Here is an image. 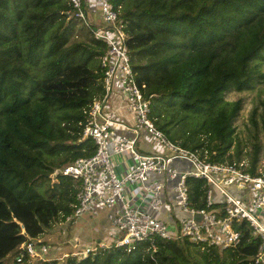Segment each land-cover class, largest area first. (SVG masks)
Returning a JSON list of instances; mask_svg holds the SVG:
<instances>
[{
	"label": "trees",
	"instance_id": "1",
	"mask_svg": "<svg viewBox=\"0 0 264 264\" xmlns=\"http://www.w3.org/2000/svg\"><path fill=\"white\" fill-rule=\"evenodd\" d=\"M125 26L126 46L150 118L172 143L208 162L240 160L234 122L242 100L264 76V0H110ZM66 0H0V264H31L20 246L72 215L80 182L65 167L94 155L82 133L94 101L103 98L104 42L69 18ZM260 110V112H258ZM264 99L250 112L257 130ZM192 126L173 133L177 126ZM248 153L259 160L256 139ZM233 153L231 154V150ZM236 159V160H234ZM189 205L204 207V181L188 178ZM258 242L244 234L235 248L197 247L152 237L130 253L98 248L33 264H253Z\"/></svg>",
	"mask_w": 264,
	"mask_h": 264
},
{
	"label": "built area",
	"instance_id": "2",
	"mask_svg": "<svg viewBox=\"0 0 264 264\" xmlns=\"http://www.w3.org/2000/svg\"><path fill=\"white\" fill-rule=\"evenodd\" d=\"M73 18L83 27L92 29L95 40L104 42L106 51L100 59L103 73V98L93 102L88 122L82 133L96 146L93 156L76 160L65 167L63 175L80 182L72 215L63 222L67 225L83 213L97 216L108 212L110 239L115 248L127 253L138 242L152 237L165 241L186 239L197 247L214 246L220 250L235 248L244 234L258 242L253 264H264V161L258 160L251 171L249 159L216 164L200 158L197 152L170 142L150 118V100L142 93L133 72L126 46L125 26L110 0H66ZM100 13L98 18L95 14ZM122 99V109L130 120L108 108L113 93ZM118 128L131 134H120ZM154 141L164 152H140L142 138ZM188 160L196 168L193 173L178 176L168 168L174 159ZM125 160V161H124ZM163 178H160L162 177ZM178 178V179H177ZM188 178L204 181V207L189 205ZM177 183L173 188L175 207L186 214L175 223L158 219L160 207L172 208L165 198V181ZM226 187L242 192L241 198L228 193ZM215 189L222 201H215ZM97 242L82 257L108 248ZM18 260L27 256L30 263L43 262L50 249L37 240L20 246ZM77 256V255H73Z\"/></svg>",
	"mask_w": 264,
	"mask_h": 264
},
{
	"label": "rangeland",
	"instance_id": "3",
	"mask_svg": "<svg viewBox=\"0 0 264 264\" xmlns=\"http://www.w3.org/2000/svg\"><path fill=\"white\" fill-rule=\"evenodd\" d=\"M99 15L100 13L97 12L95 17L98 18ZM82 28L84 27L78 23L74 30V35L77 37L82 35L83 33H80ZM257 63H259V72L264 75V56L263 59H259ZM224 99L226 102H235L239 99L243 102L238 118H236L234 122L236 141L240 142L242 147L247 145V147L242 150L240 160L243 158L249 159L248 153L251 151L250 143L258 139L261 146L259 159L264 161L263 123L257 118L258 124L256 130L250 119V112L257 107L260 109V102L264 99V76L261 80L255 82L251 90L243 92L231 91L225 95ZM258 112H260V110ZM191 128L192 126L177 125L172 129V132L181 133L183 131H188ZM138 149L140 152H144L140 143H138ZM159 150L162 151L160 147ZM149 152L152 153V151ZM230 153H233V149ZM168 168H174L177 171L178 176L181 173H193L196 171L195 166L190 161L178 158L174 159ZM160 178H163V176ZM177 179L174 181H165V188L163 191L167 194L168 203L172 208V211L168 212L164 206L160 207L158 219L162 220L164 223H175L174 218L181 220L186 217L185 213L175 207L173 188L177 183ZM226 190L236 198H241L242 196V192L235 188L226 187ZM215 192V201H222V196L219 194L218 190L215 189ZM105 219L106 221H104ZM109 221V216L106 215L104 211H100L97 216H92L90 213H83L79 218H75L74 221L67 225L63 224L60 220L57 221L56 224L46 229L44 235L39 238L41 243L46 245L51 252L46 260L55 258L59 263H63L66 258L71 255H77V257L80 258L82 257L81 253L84 252V250L94 248L98 241L109 246L111 244V237L109 235L110 228L106 232V237L104 234H100V232L102 233L103 231L102 225L109 224L110 227ZM13 257L14 254L9 255L4 263L11 264Z\"/></svg>",
	"mask_w": 264,
	"mask_h": 264
},
{
	"label": "crops",
	"instance_id": "4",
	"mask_svg": "<svg viewBox=\"0 0 264 264\" xmlns=\"http://www.w3.org/2000/svg\"><path fill=\"white\" fill-rule=\"evenodd\" d=\"M108 108L111 109V110H113V111H118V114H120L121 116H123V119L124 120H130V118L128 117V115L122 109V99L120 98V96L117 93L114 92L113 95L111 96V98L109 99ZM118 133L131 135V134L123 131L120 128H118ZM139 143H140V146H141V148L143 149L144 152H149V151L155 152L156 150L157 151H160L158 144H156L154 141L151 142L150 140H148V139H146L144 137L139 141ZM161 152H164V149H162ZM165 198H167V194L166 193H165ZM166 201L168 203V198H167ZM105 213H106V215L109 216L108 212H105ZM104 221H106V219ZM104 221H102V222H104ZM102 226H103V231H102V233L100 232V234L101 235L104 234V236L106 237V232L110 228L109 227V224L102 225ZM98 240H100V239H98Z\"/></svg>",
	"mask_w": 264,
	"mask_h": 264
}]
</instances>
